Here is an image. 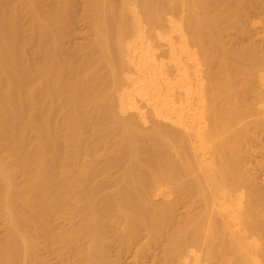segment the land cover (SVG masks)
I'll list each match as a JSON object with an SVG mask.
<instances>
[{"label":"bare ground","instance_id":"bare-ground-1","mask_svg":"<svg viewBox=\"0 0 264 264\" xmlns=\"http://www.w3.org/2000/svg\"><path fill=\"white\" fill-rule=\"evenodd\" d=\"M75 1L0 0V264H264V0Z\"/></svg>","mask_w":264,"mask_h":264},{"label":"rangeland","instance_id":"rangeland-1","mask_svg":"<svg viewBox=\"0 0 264 264\" xmlns=\"http://www.w3.org/2000/svg\"><path fill=\"white\" fill-rule=\"evenodd\" d=\"M77 1V4H79L78 5V8H79V10H78V12H79V14L82 12V7H81V2L82 1H84V0H76ZM75 1V2H76ZM82 26V27H81ZM78 27H79V30L81 29V28H83V25H81V24H78ZM81 27V28H80ZM82 40H81V38L80 39H78V42H81ZM253 160L256 162V161H260L261 160V158H259V157H253ZM253 164V166L255 167V165H256V163H252ZM256 174L257 175H259L260 177H262V174H261V172L260 171H256ZM158 254H160V251H158L157 252ZM143 258L140 260V259H135L134 258V255L132 254L128 259H127V261L125 262V264H156V261L155 262H153L152 260H153V258H151L148 254H146V255H144V256H142Z\"/></svg>","mask_w":264,"mask_h":264}]
</instances>
